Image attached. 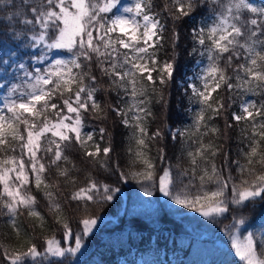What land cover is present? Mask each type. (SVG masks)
Listing matches in <instances>:
<instances>
[{"label":"snow or ice","instance_id":"1","mask_svg":"<svg viewBox=\"0 0 264 264\" xmlns=\"http://www.w3.org/2000/svg\"><path fill=\"white\" fill-rule=\"evenodd\" d=\"M119 3L120 0H0V10H6L4 21L10 27L17 23L23 26V31H14V36L19 39L30 33L28 39L47 50L37 63H44L47 52L53 50L71 54L67 60L55 59L44 70L26 71V83L12 86L0 109V215L10 217L17 236L20 231L16 217L25 212L43 225L44 217L37 210V199L31 191V186L37 190L43 186L47 190L43 195L49 211L57 215V223H62L65 237H70L69 223L66 219L60 220L62 205L51 190L58 186L48 183L45 174L50 168H57L59 176L68 177V170L60 169L59 165L69 162L65 151L73 141L85 149L88 157L95 158L101 151L107 157L112 151L111 147L101 149L98 144L93 150L86 147L93 141V135L84 132L82 113L90 109L100 111L95 98L98 89L94 86L97 83L94 63L101 75L108 78L110 88H115L118 94H127L133 101L127 112H132L131 119L136 121L139 146L136 155H144L148 137L141 115L146 116L148 112L140 107L144 103L141 98L147 95L144 81L155 85L152 73L158 71L159 83L164 84L166 78H172L173 65L165 62L156 67L159 63L156 49L165 29L157 15L152 14L153 0H135L132 7L122 9L126 15H117L121 11ZM201 7L210 10L211 20L206 26L193 29V39L205 49L210 63L199 76L202 87L190 85L193 95L203 105L197 114V131L200 126L208 127L206 110L218 115L225 107L223 100L213 103V93L222 86L229 92L253 95L264 92V9L253 7L249 0H171L165 3L164 10L173 20H179L192 16ZM229 68L232 75L228 74ZM57 98L59 104L53 102ZM113 111L125 117L122 121L125 125L129 124L127 112L115 108ZM233 119L237 123L248 122L251 138L249 151L245 153L248 167L239 166L241 179L239 184L233 181L231 197L226 196L229 182L222 178L214 163L210 169L206 166L200 169L198 185L189 180L179 192H174V188L177 183L183 184L180 176L174 177L170 169L162 170L158 185L164 196L209 219L226 218L229 205L244 206L258 198L264 200V151L261 150L264 148L261 144L264 141V103L241 102L240 114L233 113ZM100 131L103 136L104 129ZM159 135L155 133L152 139ZM210 149V145L201 144L195 154L189 153L192 171H185L183 175L197 178V157L207 165L205 153ZM210 154L216 155L215 151ZM48 156L51 158L46 164L44 159ZM143 163L147 170L132 175L153 181L154 164L146 158ZM208 184L216 187L209 189ZM193 188L197 190L195 193H191ZM145 195L150 196L152 192L145 190ZM98 199L111 201L113 196L108 186L101 192L94 181L67 197L69 202L85 204L98 202ZM96 222L94 218L82 219L84 235ZM245 226L246 218L234 216L226 228L235 255L241 264H264V235L252 232L245 235L241 232ZM80 247V236L75 237L74 249L63 248L55 237H46L42 245L30 242L23 251L0 245V255L8 264H50L49 258H63Z\"/></svg>","mask_w":264,"mask_h":264},{"label":"trees","instance_id":"2","mask_svg":"<svg viewBox=\"0 0 264 264\" xmlns=\"http://www.w3.org/2000/svg\"><path fill=\"white\" fill-rule=\"evenodd\" d=\"M120 1L127 2L130 6L135 3V0ZM166 2L170 3L171 0H153L151 9L165 29L163 39L156 49L159 62L156 67H161L165 62L170 63L173 65V73L172 78H166L164 84L159 83L158 71L152 73L155 85L144 81L147 95L141 98L144 103L140 105L148 112L146 116L141 114L148 132L144 155H136L139 150L136 143V121L131 119L133 113L127 112L133 101L127 94H118L115 88H110L108 78L101 75L94 63L93 74L97 76L94 86L98 89L95 98L100 104V111L90 109L89 112L82 113L84 132L93 135V141L86 147L93 150L98 144L101 149L111 147L112 151L107 157L102 151L95 158L88 157L85 149L73 141L65 151L69 162H61L59 165L60 169L68 170V177L59 176L57 168H50L45 177L48 183L58 186L51 190L56 193L57 202L63 208L60 220H67L73 236L84 235L82 219L104 220L90 237L84 239L88 250L81 258L66 254L63 258H49L50 264H123V261L126 264H140L137 260L139 255L152 251L158 255L164 252V264H241L229 249L220 247L211 238L223 232L232 223L234 216L246 218L245 232L264 235V200L258 198L244 206L229 205L230 211L226 218H217L214 229L208 234L210 236L201 239L204 234L191 218V215L198 212L177 205L170 197H162L159 191L158 177L162 170L170 169L174 177L180 176L183 184L177 183L174 188V192H179L184 190V185L189 180L198 185L200 169L205 166L210 169L214 163L222 178L229 182L226 196L230 198L233 181L239 184L241 179L239 166L248 167L245 153L249 151L251 138L248 122L237 123L233 119V113L240 114V104L247 100L258 105L264 103V92L254 95L235 90L229 92L226 86H222L213 93V103L223 100L225 107L218 115L206 110L205 123L208 127L200 126L197 131V114L203 105L193 95L190 85L202 87L195 74L197 65L202 63L208 66L210 61L205 49L194 41L193 29L206 26L211 20V12L208 8L201 7L190 17L173 20L170 13L164 10ZM249 3L257 9H264V0H249ZM5 15L6 10H0L2 104L12 86L26 83L25 72H34L36 60L46 51L43 46L37 47L28 39L30 33L17 39L13 33L23 31V26L17 23L10 27L3 19ZM63 54L66 60L71 58V54ZM52 62V59H46L38 65L39 69H46ZM21 64L24 65L23 68L20 67ZM149 67L152 65L149 64ZM227 71L229 75L233 74L231 68ZM53 102L59 104L60 100L57 98ZM114 108L127 112L128 125L122 122L125 117L113 111ZM101 129H104L103 136ZM212 129L217 131L212 132ZM157 132L160 135L152 139ZM201 144L211 146L210 151L205 153L207 165L197 157V178L184 176L185 171H192L189 153L195 154ZM261 150L264 151V148ZM211 151H215L216 155L212 156ZM50 158L45 157L44 162L47 164ZM145 158L155 166L153 181L132 175L147 170L143 163ZM256 167L259 169L260 166ZM90 181L96 182L101 192L104 186H108L113 199H98V202L87 204L67 200L73 191L87 186ZM207 187L211 189L216 185L208 184ZM145 190L151 191L152 195H145ZM31 191L37 199V210L44 217L43 225L25 212L16 217V226L20 231L17 236L10 217L0 215V245L23 251L30 242L42 245L46 237H55L64 243L66 237L62 223H57V215L49 211L48 201L43 195L47 190L43 186L41 190L31 186ZM196 191L195 188L191 189V193ZM225 241L229 244V241ZM0 264H8L2 255Z\"/></svg>","mask_w":264,"mask_h":264},{"label":"rangeland","instance_id":"3","mask_svg":"<svg viewBox=\"0 0 264 264\" xmlns=\"http://www.w3.org/2000/svg\"><path fill=\"white\" fill-rule=\"evenodd\" d=\"M118 7L121 9L120 12L117 13V15H126L125 13H123L122 9L124 7H132L130 6V4H128L127 2H121L119 3ZM47 51V50H46ZM45 51V52H46ZM46 59H52V61H54L55 59H64L66 60V57L63 54V51H57V50H53L52 52H47V58ZM37 61V60H36ZM40 63L35 62V67L34 70H36L37 68H39ZM207 68V65H203L202 63H198L197 65V69H196V77L199 79V76L204 72V70ZM201 81V80H200ZM202 83V81H201ZM250 101V100H247ZM3 104L0 102V109H2ZM162 197L165 198V196L162 193ZM223 217V216H222ZM191 218L193 220L194 224H198L199 229H201V233L204 234V236L201 238H208L210 235H208L213 229H214V221L219 218V217H214L212 219L209 218H205L203 216H201L198 213L191 215ZM104 218L100 219V220H96V225L92 228V230L87 234V235H77L81 237V247L78 251H75L74 253H66V254H74L75 256H77L78 258H81L83 254H85L88 250V244H86L84 239H87L88 237H90L93 232L103 223ZM246 226L244 228L241 229V232L244 233L245 235L248 233L245 232ZM84 234V233H83ZM75 237L71 235L70 237H67L64 241V243H61V246L63 248H75ZM213 241H216L217 244L220 247L223 248H227L229 249V252L236 258L239 260V258L235 255V251L231 246V240L230 237L226 231V229L221 232L220 234H216V236L214 235V237L211 238ZM229 241V244L226 243V241ZM60 241V240H59ZM164 252L159 254L156 253L155 251L153 252H149L148 254H144V255H139V257L137 258L138 263L140 264H164L165 260H164ZM173 260H176L173 258ZM123 264H126V262H122Z\"/></svg>","mask_w":264,"mask_h":264},{"label":"bare ground","instance_id":"4","mask_svg":"<svg viewBox=\"0 0 264 264\" xmlns=\"http://www.w3.org/2000/svg\"><path fill=\"white\" fill-rule=\"evenodd\" d=\"M96 244H98L97 242H96ZM101 246V245H100Z\"/></svg>","mask_w":264,"mask_h":264}]
</instances>
